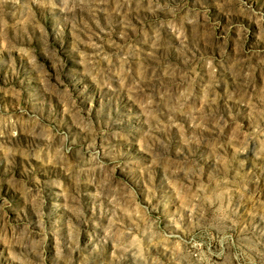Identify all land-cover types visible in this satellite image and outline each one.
I'll return each instance as SVG.
<instances>
[{"label": "rangeland", "instance_id": "374dc122", "mask_svg": "<svg viewBox=\"0 0 264 264\" xmlns=\"http://www.w3.org/2000/svg\"><path fill=\"white\" fill-rule=\"evenodd\" d=\"M0 264H264V0H0Z\"/></svg>", "mask_w": 264, "mask_h": 264}]
</instances>
